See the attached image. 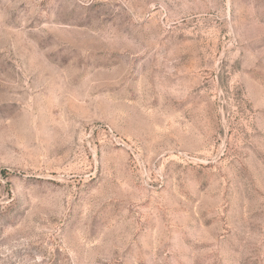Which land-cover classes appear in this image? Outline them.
<instances>
[{
	"label": "rangeland",
	"instance_id": "obj_1",
	"mask_svg": "<svg viewBox=\"0 0 264 264\" xmlns=\"http://www.w3.org/2000/svg\"><path fill=\"white\" fill-rule=\"evenodd\" d=\"M0 264H264V0H0Z\"/></svg>",
	"mask_w": 264,
	"mask_h": 264
}]
</instances>
